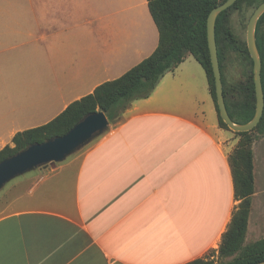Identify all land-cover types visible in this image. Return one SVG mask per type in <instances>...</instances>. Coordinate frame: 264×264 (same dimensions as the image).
<instances>
[{
	"label": "crops",
	"instance_id": "1",
	"mask_svg": "<svg viewBox=\"0 0 264 264\" xmlns=\"http://www.w3.org/2000/svg\"><path fill=\"white\" fill-rule=\"evenodd\" d=\"M158 42L147 0H0V151ZM237 142L187 54L83 152L10 181L0 194V264L203 259L239 202L229 162Z\"/></svg>",
	"mask_w": 264,
	"mask_h": 264
},
{
	"label": "trees",
	"instance_id": "2",
	"mask_svg": "<svg viewBox=\"0 0 264 264\" xmlns=\"http://www.w3.org/2000/svg\"><path fill=\"white\" fill-rule=\"evenodd\" d=\"M224 1L147 0L151 17L159 32L158 46L154 52L121 77L101 84L92 94L73 102L64 112L49 123L17 133L12 140L14 146H7L0 151V161L11 157L31 144L42 143L52 137L65 134L81 118L90 113L101 111L106 115L110 123H119L122 113L131 102L149 97L160 79L167 72L177 67L187 54L192 55L205 70L210 93L217 108L214 76L206 38V21L210 11ZM240 1L242 0H237L230 8L218 14L215 23L223 95L228 114L235 124L248 123L254 116V82L250 73L244 82L226 86L223 74L224 48L245 57L250 69L253 67V61L245 44H240L230 33L223 37V44H221L218 32L228 11ZM263 2L264 0H259L257 6ZM262 21H264V13L259 17L255 27V38L262 63L261 82L264 92V33L260 32ZM238 94L244 95V105L238 110L239 113L246 115L245 120L242 122L237 121L232 113L234 112L233 106H237V104L232 103L236 101ZM263 121L264 111L258 124ZM219 125L228 129L220 119V116ZM229 162L232 170L235 198L240 201V205L233 214L219 246V256L221 258L231 257V260L219 264H257L264 261V238L252 244L243 245L251 207V196L254 194L250 152L245 149H242V151L235 149L229 156ZM188 264L215 263L198 259Z\"/></svg>",
	"mask_w": 264,
	"mask_h": 264
},
{
	"label": "water",
	"instance_id": "3",
	"mask_svg": "<svg viewBox=\"0 0 264 264\" xmlns=\"http://www.w3.org/2000/svg\"><path fill=\"white\" fill-rule=\"evenodd\" d=\"M237 0H225L214 7L206 21V38L210 63L214 76L216 104L220 119L234 132H248L260 122L264 111V92L261 82V59L255 40V27L259 17L264 13V2L259 4L249 17L246 29V44L253 61V82L255 90V112L253 118L245 124H235L230 118L223 95V85L218 58L215 23L218 14L230 8ZM109 128L106 115L97 111L81 118L68 132L52 137L42 143L27 146L16 154L0 161V190L13 179L37 168L50 166L54 168L67 157L83 148L94 139L104 134ZM264 264V261L257 263Z\"/></svg>",
	"mask_w": 264,
	"mask_h": 264
},
{
	"label": "rangeland",
	"instance_id": "4",
	"mask_svg": "<svg viewBox=\"0 0 264 264\" xmlns=\"http://www.w3.org/2000/svg\"><path fill=\"white\" fill-rule=\"evenodd\" d=\"M258 2L259 0L254 2L250 0H242L234 8L228 11L218 32L221 44H223V37L227 35V33H230L237 41H239L240 44H245L247 48V23ZM260 32L264 33V21H262L260 25ZM223 56V74L226 86L237 85L239 82H244L250 75V73L251 76H253V67H251L250 69L249 63L245 57H242L238 55L237 52H233L227 48H224ZM232 104H237V108L233 106L234 109L230 104L231 110H234V112H232L234 118L240 122L244 121L246 115L238 112V110H240L244 105V95L242 96V94H238L236 97V101H234V103ZM238 133L242 132H235V136L238 139V142L234 150L239 149L240 151H242V149H245L250 152L254 185V194L251 196V207L248 218L247 231L243 244L244 246H246L264 238V121L258 124L252 130L243 132L246 134L239 135ZM89 144L77 150L72 155L80 154L81 152H83V150L88 148ZM49 169L50 166L48 165L37 168L31 172L44 173ZM8 184L11 185L12 183H7L0 190V194L3 190H7V188H9L10 185ZM20 190L21 188H17L13 192L18 193ZM5 201L6 200L4 199H0V214L7 209L5 208V206L7 205V202ZM239 205L240 201L237 205H235L233 214L238 210ZM199 260L219 264L231 260V257L221 258L219 256V249H217L216 251H210L203 259Z\"/></svg>",
	"mask_w": 264,
	"mask_h": 264
}]
</instances>
